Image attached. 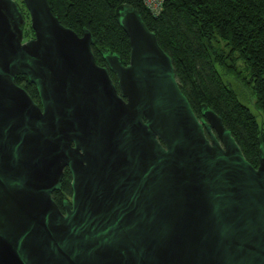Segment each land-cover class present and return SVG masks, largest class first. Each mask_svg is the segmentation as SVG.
<instances>
[{
	"label": "water",
	"instance_id": "95a60500",
	"mask_svg": "<svg viewBox=\"0 0 264 264\" xmlns=\"http://www.w3.org/2000/svg\"><path fill=\"white\" fill-rule=\"evenodd\" d=\"M21 1L26 41L0 0V264H264V137L254 167L220 116L198 118L135 8L115 10L128 64L102 49L101 66L88 30Z\"/></svg>",
	"mask_w": 264,
	"mask_h": 264
},
{
	"label": "trees",
	"instance_id": "16d2710c",
	"mask_svg": "<svg viewBox=\"0 0 264 264\" xmlns=\"http://www.w3.org/2000/svg\"><path fill=\"white\" fill-rule=\"evenodd\" d=\"M47 1L63 26L79 36L84 30L92 34L96 41L92 52L101 66L102 49L119 54L123 61L128 59L129 40L115 19V10L121 5L135 8L171 58L178 86L195 115L200 117L201 105L213 110L245 159L257 167L259 141L264 137V0H163L158 16L151 14L142 0ZM17 4L29 22L23 2ZM26 37H34L30 27ZM225 76L243 81L250 89L260 121L224 81ZM15 83L39 104L34 86L25 76H18ZM69 177L65 171V196L70 194ZM61 197L59 192L53 194L58 206Z\"/></svg>",
	"mask_w": 264,
	"mask_h": 264
},
{
	"label": "rangeland",
	"instance_id": "374dc122",
	"mask_svg": "<svg viewBox=\"0 0 264 264\" xmlns=\"http://www.w3.org/2000/svg\"><path fill=\"white\" fill-rule=\"evenodd\" d=\"M18 2V0H15ZM26 20V19H25ZM29 21V20H28ZM30 23L27 22L25 23L24 29H23V41H26L30 37H26V34L29 30ZM228 47H225L224 50L228 51ZM105 65V63H104ZM239 66H242V64L239 63ZM244 77L247 79L248 75L243 72ZM224 81L231 87L233 90L236 92L238 95L240 101L249 108V110L257 116L258 121H260V113L257 111V109L254 106L255 103V98L253 97L250 89L243 83V81H239L234 77L231 76H225ZM200 118V117H199ZM258 166V165H257Z\"/></svg>",
	"mask_w": 264,
	"mask_h": 264
},
{
	"label": "built area",
	"instance_id": "2783aa9c",
	"mask_svg": "<svg viewBox=\"0 0 264 264\" xmlns=\"http://www.w3.org/2000/svg\"><path fill=\"white\" fill-rule=\"evenodd\" d=\"M144 6L153 14L158 16L162 11L163 0H142Z\"/></svg>",
	"mask_w": 264,
	"mask_h": 264
},
{
	"label": "flooded vegetation",
	"instance_id": "af4514ba",
	"mask_svg": "<svg viewBox=\"0 0 264 264\" xmlns=\"http://www.w3.org/2000/svg\"><path fill=\"white\" fill-rule=\"evenodd\" d=\"M128 60H129V57H128V59L126 60V61H124V63H126V64H128ZM110 74V77H111V79L113 80V82L115 83V81H116V79H115V76H114V74H112V73H109ZM65 171H67L68 172V170L66 169ZM64 171V172H65ZM61 185H62V183H61ZM69 187H70V177H69ZM57 192H59V194H61V200H60V202H61V206H59V208L63 211V209H62V202L63 201H65V200H70V197H71V188H70V194L69 195H67V196H65V195H63L62 193H64V192H62V188H61V190L60 191H57ZM55 193V192H54ZM53 193V194H54ZM59 198H60V196H59Z\"/></svg>",
	"mask_w": 264,
	"mask_h": 264
}]
</instances>
